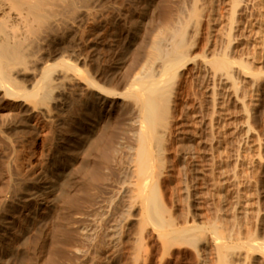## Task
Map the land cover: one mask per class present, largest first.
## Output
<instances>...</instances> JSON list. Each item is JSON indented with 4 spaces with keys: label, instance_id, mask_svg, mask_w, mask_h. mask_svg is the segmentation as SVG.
I'll return each mask as SVG.
<instances>
[{
    "label": "bare ground",
    "instance_id": "obj_1",
    "mask_svg": "<svg viewBox=\"0 0 264 264\" xmlns=\"http://www.w3.org/2000/svg\"><path fill=\"white\" fill-rule=\"evenodd\" d=\"M79 1L0 0V116L29 131L14 178L23 186L11 185L0 221V264H183L186 248L195 264H264V0H134L111 67L122 92L80 68L82 52L41 56L80 25L68 18ZM91 11L81 10L87 23ZM98 38L82 44L94 51ZM74 85L80 114L56 134L52 106ZM86 188L93 197L72 198ZM70 209L78 220L50 224Z\"/></svg>",
    "mask_w": 264,
    "mask_h": 264
},
{
    "label": "rangeland",
    "instance_id": "obj_2",
    "mask_svg": "<svg viewBox=\"0 0 264 264\" xmlns=\"http://www.w3.org/2000/svg\"><path fill=\"white\" fill-rule=\"evenodd\" d=\"M96 1L97 0H80L79 2L80 3H78L77 4V6H75V8H73V9H69L71 12H72V14H70V16L69 15H67V14H69V13H71V12H67L66 13V15H67V17L69 18V19H72V20H77L78 21V25H79V23H80V25L79 26H77V28L76 29H72V28H68V27H63L64 29L63 30H61L59 33H58V35H59V37H58V40H57V43H56V41L55 42H52L51 44H47L46 46H44V47H42V49H44V51H42V50H40V53L41 52H43L44 54H42L41 56H48V55H50L49 53L52 51V54H56V53H68V52H70V51H75V52H77L76 54H77V56L78 57H83V56H81L82 55V53H83V55H85V57H83L82 59V61L83 62H79V64H81V65H79L80 66V68H82V69H84V70H86L90 75H92L93 77H95V78H97L96 80H98V81H100V83L101 84H105V86L107 87V88H114L115 90H117V92L119 91V92H122V88H120L119 87V83H121V80H119L120 79V77H121V74H116L115 75V70L114 69H112L113 67H114V65H115V59H116V61H117V58L118 57H120V54H121V51H122V48H123V36L121 35V33H123V28H124V26H125V22H126V20L129 18V12H130V3H132L134 0H122V1H120V0H111V2H113L111 5L110 4H108L107 3V1H104L105 2V4H104V2H103V0H100L101 2H103V3H101L100 1H98L97 3H99V5L100 6H103L102 8H104L101 12H98V11H100V9H98V11L96 10L97 9V5H94L95 3H96ZM120 1V2H119ZM94 2V3H93ZM109 3H111L110 1H108ZM115 2V3H114ZM121 2H122V4H121ZM125 2V3H124ZM191 1L189 0V3H190ZM96 3V4H97ZM107 3V4H106ZM119 3V4H118ZM114 4V5H113ZM82 5V9H88V10H90L91 11V9H90V7H91V5H92V9H94L93 11H91V17L92 16H94L95 14H97V15H95L93 18H91V20L87 23V22H85V20L82 18V13H81V8L80 7H78V6H81ZM108 7V5H109V7L108 8H110V9H108L106 6ZM116 5V6H115ZM118 5V6H117ZM121 5H122V7H121ZM124 5V6H123ZM95 6H97V7H95ZM105 6V7H104ZM96 9H95V8ZM113 7V8H112ZM123 7H124V9H123ZM129 9H128V8ZM101 8V7H100ZM121 8H122V10H121ZM127 8V9H126ZM105 9H108V10H105ZM76 10H77V13H76ZM97 13H96V12ZM125 13L126 14V12L128 13V15L126 14H123V13ZM76 13V14H75ZM95 13V14H94ZM101 13V14H100ZM75 14V15H74ZM100 14V15H99ZM103 15V16H102ZM125 15V16H124ZM127 16V17H126ZM100 17L102 18L101 20H99L100 19ZM120 17H123V18H125V19H123V18H120ZM120 19V20H119ZM100 22H99V21ZM120 21V22H119ZM91 22V23H90ZM122 23V24H121ZM85 24V25H84ZM82 26V27H81ZM107 26V27H106ZM120 26V27H119ZM121 26H123V27H121ZM99 27H101V28H99ZM83 31L84 29V31L82 32L80 29ZM93 28H95V29H93ZM122 30H121V29ZM69 29V30H68ZM71 29V30H70ZM86 29H87V32H86ZM91 30V32H92V34H91V32H90V30ZM102 29V30H101ZM104 29H106V30H104ZM68 30V31H67ZM79 30V31H78ZM95 30V31H94ZM121 30V31H120ZM72 31V32H71ZM107 31V32H106ZM117 31V32H116ZM66 32V33H65ZM85 32V33H84ZM90 32V33H89ZM121 32V33H120ZM78 33V34H77ZM80 33H84V36H82ZM90 35H89V34ZM120 33V34H119ZM61 34V35H60ZM66 34V35H65ZM77 34V35H76ZM75 36V37H73V36ZM82 37H81V36ZM86 35H88V38H93L95 35H98V37L100 38V36H101V38L99 39V40H101V41H99V43H98V45L96 46V48H95V50L94 51H91L90 49H88V46H87V44H88V38H87V36ZM100 35V36H99ZM65 36H67V37H65ZM69 36V37H68ZM80 36V37H79ZM90 36V37H89ZM71 37V38H70ZM102 37H103V39H102ZM117 37V38H116ZM66 38V40H63V39H65ZM68 38V39H67ZM73 38V39H72ZM74 38H75V40H74ZM78 38V39H77ZM106 38V41L104 42L103 40ZM108 38V39H107ZM121 38V39H120ZM79 39H81V40H79ZM84 39V40H83ZM71 41V42H69V41ZM74 40V41H73ZM122 40V41H121ZM62 41V42H61ZM66 41V42H65ZM75 41H77V42H80V43H77L78 44V46L76 45V42ZM103 41V42H102ZM110 43H109V42ZM72 42H74V44H72ZM87 42V44L86 45H84L85 43ZM101 42V43H100ZM116 42V43H115ZM54 43V44H53ZM67 43H68V45H69V47H68V45H67ZM82 43H84V44H82ZM107 43V44H106ZM112 43V44H111ZM118 43V44H117ZM58 44H60V46L58 45ZM62 44V45H61ZM71 44V45H70ZM114 44V45H113ZM120 44V45H119ZM52 45V46H51ZM73 45V49L71 48V46ZM107 45V46H106ZM110 47H109V46ZM116 45H118V46H116ZM50 46V47H49ZM57 48H56V47ZM64 46V47H63ZM76 46V47H75ZM87 46V47H86ZM45 47H47V48H45ZM53 47V48H52ZM61 47V48H60ZM67 47V48H66ZM86 47V48H85ZM100 47V48H99ZM112 47V48H111ZM122 47V48H121ZM80 48H84L83 50L81 49V51H80ZM106 48H108L110 51H107L108 49H106ZM114 48H117L116 50L119 52V53H117V51L115 50L114 51ZM59 49V50H58ZM65 49V50H64ZM70 49V50H69ZM76 49V50H75ZM85 49H86V51H85ZM101 49H103L102 51H101ZM106 49V50H105ZM113 49V50H112ZM45 50H48L47 52H49L48 53V55L46 54V51ZM53 50H55V51H53ZM60 50H62V51H60ZM97 50H99L98 52H97ZM65 51V52H64ZM111 51H113L112 53H111ZM53 52H55V53H53ZM82 52V53H81ZM99 53V54H97V53ZM105 52V53H104ZM115 52V53H114ZM87 53H89V54H87ZM90 53H92L91 55H90ZM107 53V54H106ZM108 53H109V55H108ZM110 53L112 54V57L110 56ZM96 54V56H94ZM105 54V55H104ZM115 54V55H114ZM90 56V58H89V56ZM103 56L104 57V59L103 58H101L100 56ZM88 56V57H87ZM94 56V57H93ZM108 56H110V58H112V59H109V57ZM114 56V57H113ZM116 56H118L117 58H116ZM99 57H100V59H99ZM106 57H108V62H106L107 60V58ZM93 58H95V59H93ZM89 59V60H88ZM88 60V61H87ZM91 60H93L94 61V63L91 61ZM103 60H105L104 62H102L101 63V61H103ZM112 62H111V61ZM111 63H110V62ZM90 62V63H89ZM96 62V63H95ZM93 63V64H92ZM114 63V64H113ZM98 64H100V65H98ZM105 64V65H104ZM108 64L110 65V66H108ZM113 65V66H112ZM94 66V67H93ZM100 67V69H98L99 67ZM101 66L103 67V68H101ZM107 66V67H106ZM86 69H85V68ZM90 67V68H89ZM109 67H110V69H109ZM112 67V68H111ZM89 68V69H88ZM93 68V69H92ZM105 68V69H104ZM97 69H98V71H97ZM102 69V70H101ZM114 71V73L112 74V70ZM89 70V71H88ZM93 70V71H92ZM99 70L101 71V72H99ZM106 70H107V72H106ZM92 71V72H91ZM97 71V72H96ZM104 73H103V72ZM96 74H95V73ZM108 72L110 73V74H112L110 77L112 78V82L113 83H111V81H109V83H111L110 85V87H109V84H108V82L106 83L105 82V75L107 74L108 75ZM102 73V74H101ZM109 74V75H110ZM106 75V76H107ZM97 76V77H96ZM102 76V77H101ZM29 77V76H28ZM116 77H118V78H116ZM31 77H29V79H30ZM118 79V82H117V80L116 79ZM122 78V77H121ZM27 79V78H26ZM103 79V80H102ZM115 81H114V80ZM31 80V79H30ZM30 80H28L27 79V81L29 82V83H27L26 85H29L30 83H31V81ZM26 81V82H27ZM102 81H103V83H102ZM25 82V83H26ZM115 83V85H116V83H117V85H116V87L118 86V89H116V87L113 85ZM74 87L76 88V89H74ZM78 88V89H77ZM121 91H120V90ZM71 90H73L72 91V93L70 92ZM79 90H80V88H79V86H77V85H74L71 89H69V92H68V90H65V91H67V93L65 92L64 94H66L65 96H63L64 94L62 93V94H60V95H57V97H61L62 98V96H63V98L62 99H64V101L63 100H59L58 98V101L55 103V104H53V106H52V111L53 112H55V113H53V115L55 116V120H56V118H57V120H59L60 121V123H59V121H57V123L55 124V128L57 127L56 125H58V126H60V127H57L56 129L54 128V130L56 131L55 133L56 134H58V133H60L59 131H65V129H66V127H67V124H69V123H71V122H73L72 120H74V117L75 116H79L78 114H80V112L78 113L77 111L79 110V111H81V105H80V99L78 98V97H76V96H78V93H79ZM69 93V94H68ZM73 95L74 94V96H72L71 94ZM66 96H67V99H66ZM68 96H70V97H68ZM59 97V98H60ZM72 97V98H71ZM75 97V99H73ZM69 98H71V99H69ZM66 100V101H65ZM60 101V102H59ZM61 101H62V103H61ZM68 104H67V103ZM71 102V103H70ZM69 104H71V105H69ZM74 104H76V106L74 105ZM68 105H69V109H68ZM59 106L62 108V109H60L59 108ZM65 106V107H64ZM54 107V108H53ZM57 107H58V109H60V110H58L57 109ZM74 107V108H73ZM65 108H67L68 109V111H69V113H67L66 115H62L63 113H66V109ZM74 110V109H77V110H74L73 112H71L72 110ZM59 112H58V111ZM63 112V113H62ZM75 112V116H73L74 113ZM73 114L71 117L68 115V114ZM57 115V116H56ZM59 115H61V116H59ZM3 120H5V121H2L1 119H0V121H2L1 123H4L5 124V126L4 125H1L2 127H0V130L3 132V134H0V201H2V202H0L1 203V205H0V207H1V209H0V211H2V212H0V221L2 220V218H3V216H4V214L7 212V210L9 209V205H7L8 204V202H11L12 201V199H14V196H15V194L16 193H18V194H20V191L19 192H17V188L19 187V189H20V187H22L23 185H19L18 186V184H19V182H16V180L18 179V177L19 176H21V175H23V170H24V167H25V165L23 164V161H24V159H25V161H26V158H27V155H28V149H26L28 146H27V143L25 144V140H27V138L29 137L28 136V134L27 133H29V131L24 127V122L21 120V118L20 117H18V118H16V117H12V120L10 121V119L11 118H9L8 116H6V115H4V117L1 115L0 116ZM6 117H8V118H6ZM65 117V118H64ZM68 117V118H67ZM73 117V118H72ZM18 119V120H17ZM62 119V120H61ZM6 120H7V123H6ZM67 120V121H66ZM13 121V122H12ZM16 123H15V122ZM18 121V122H17ZM63 121H64V123H63ZM241 121V120H240ZM64 124H62V123ZM119 122V121H118ZM239 122V121H238ZM18 123H20V124H18ZM13 125V126H12ZM17 125V126H16ZM61 125H63V126H61ZM4 126V127H3ZM6 126H10L9 127V129H8V127L7 128H5ZM12 126V127H11ZM21 126V127H20ZM66 126V127H65ZM16 127V128H15ZM64 127V128H63ZM5 128V130L6 131H8L9 130V133L8 132H6V133H4L5 132V130H3ZM22 128V129H21ZM17 129H18V131H19V133L20 134H22L21 133V131L23 130H25L26 132L25 133H23V135H24V137L26 136V138L25 139H21V138H23V135H21V136H19V134H16V131H17ZM61 129V130H60ZM14 130V131H13ZM53 130V131H54ZM17 131V132H18ZM118 136H117V138H116V143H117V147L119 146V144H120V129L118 130ZM55 133H54V135H55ZM15 134H16V136H18V137H15ZM6 135H10V137L9 136H6ZM28 136V137H27ZM8 137V138H7ZM15 137V138H14ZM15 140H13V139ZM21 139V140H19L18 142H17V139ZM10 140H13V141H10ZM21 141L24 143H21ZM119 141V142H118ZM10 142V143H9ZM14 142V143H13ZM17 142V143H16ZM20 144V146H19V144ZM11 144H14V145H12V146H14V148H16L15 146H17V148H19V149H17L16 148V151H19V150H21V148H22V150L21 151H23V152H15V151H13L15 154H12L11 155V153H12V150H15L13 147H11L10 145ZM16 144V145H15ZM23 145H25V146H23ZM21 147V148H20ZM11 148H12V150H11ZM118 148H120V146L118 147ZM23 149H25V150H23ZM26 152V153H25ZM16 153H17V156H19V155H21L19 158L21 159V161H20V159L19 158H17V156H16ZM10 156H11V158H10ZM16 157L15 159L18 161V163L20 164L19 166H21V168H22V170H21V168L20 167H18L17 166V161L15 160V159H13L14 157ZM10 158V159H9ZM24 158V159H23ZM10 160H14V162H15V164H16V166L17 167H15L14 165V167H15V169L13 168H7V166L8 167H13L12 166V164L14 163H11V161ZM23 160V161H22ZM10 161V162H9ZM24 161V163L26 164V162ZM7 163H9V164H7ZM10 163H11V165H10ZM21 164H23V165H21ZM10 165V166H9ZM11 169V170H10ZM5 170H7V171H5ZM13 170H14V172H13ZM18 170H20V171H18ZM5 171V172H4ZM10 172L9 173V175L10 176H13V177H10L6 172ZM18 171V172H17ZM23 171V172H22ZM4 172V173H3ZM11 172H12V174H11ZM20 172H22V173H20ZM5 175V176H3V175ZM16 174V175H15ZM19 174V175H18ZM18 175V176H17ZM117 175V174H116ZM16 176V177H15ZM8 178H10V179H12L10 182L8 181ZM16 180H15V179ZM115 178L117 179L118 178V175L117 176H115ZM1 180H2V182H1ZM7 182V183H9L10 184V186H9V184L7 185V183L5 184L4 182L5 181ZM4 181V182H3ZM16 184H15V183ZM6 185V187L3 185ZM14 183V184H13ZM13 184V185H12ZM21 184V183H20ZM4 187H3V186ZM14 187V185H15V188H16V185L18 186L15 190H14V188L12 187V186ZM7 186H9L10 188H8ZM12 187V188H11ZM1 188H3V189H5V190H3V189H1ZM8 188V189H7ZM7 189V190H6ZM9 189L10 190H14L15 191V194L13 193V192H11V191H9ZM21 190V189H20ZM87 190V191H86ZM88 190H89V192L90 193H88ZM5 191V192H4ZM4 192V193H3ZM13 193V194H11V195H13V197H11V195H10V193ZM88 194H90V196L91 197H93L94 195L92 194V192L94 193V191L93 190H90V189H88V188H86L85 190L83 189L81 192H73V196H72V198L73 199H77V202L79 201V202H83L84 200H88L89 198H87V197H85L86 196V194L87 193ZM81 193H84V194H81ZM86 193V194H85ZM5 194V195H4ZM87 194V195H88ZM7 195V196H6ZM9 195V196H8ZM80 196V197H79ZM9 197V198H8ZM77 197V198H76ZM88 197H89V195H88ZM1 198L2 199H4V200H1ZM7 198V199H6ZM10 198H11V200H10ZM78 198H79V200H78ZM81 198V199H80ZM83 198V199H82ZM94 199V198H93ZM7 200V202H5ZM91 200V199H90ZM4 201V202H3ZM6 203V204H5ZM95 204V203H94ZM103 205V202L101 201V202H98L96 205H94L92 208H90V209H88V210H86L85 211V214H83V215H81V217H80V219H79V221H81V223L83 224V225H88V226H92L93 224H94V222H95V219L97 218L96 216H97V212H98V209L101 207ZM6 206V207H5ZM5 211V212H4ZM65 211V210H64ZM64 211L63 212H61V217L60 218H58L57 216H56V219H55V217H53V221L51 220V225L52 226H54V227H58V225L60 226L61 224H63V220L65 221V219L64 218H66V220L67 219H69V220H72V219H74V218H76V220H78L77 219V216L76 215H74L75 213H72L73 212V210L72 209H70V210H68V211H65V213L66 214H64ZM89 211V212H88ZM69 212H71L72 214H69ZM75 212V211H74ZM210 212V211H209ZM209 212H207L208 214H207V217L208 218H212L211 216H210V213ZM69 214V215H68ZM65 215V216H64ZM63 216V217H62ZM68 218H67V217ZM70 216H71V219H70ZM76 216V217H75ZM210 216V217H209ZM58 218V219H57ZM63 218V219H62ZM61 219H62V221H61ZM82 219V220H81ZM55 220H56V222H55ZM73 225H75V224H73ZM72 225V226H73ZM51 242H54V243H52L53 245H57V246H61V244H60V242H59V244H58V241L56 240L55 241V239H52V240H50ZM51 242H49V244H48V249L49 250H53L54 248H53V245L51 244ZM57 243V244H56ZM90 243V242H89ZM93 243V242H92ZM92 243H90V244H88L87 242L85 243V245H87V247H86V250L88 249V250H90L91 252L94 250V244H92ZM52 245V247L51 246H49V245ZM90 246H93L92 248L90 247ZM50 247V248H49ZM53 248V249H52ZM47 249V250H48ZM93 249V250H92ZM184 251H186V253L184 252V256H183V260H182V262H183V264H188V263H190V264H195V261L191 258V257H189L188 255L192 252L191 251V249L190 248H186V250H184ZM186 258V259H185ZM211 258V257H210ZM189 261H188V260ZM185 260H187V261H185ZM190 260L192 261V262H190ZM208 261V263H210V261H209V258L207 259ZM187 262V263H186ZM51 263V262H50ZM208 263H206V264H208ZM47 264H49V263H47ZM211 264V263H210Z\"/></svg>",
    "mask_w": 264,
    "mask_h": 264
}]
</instances>
